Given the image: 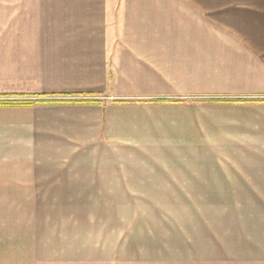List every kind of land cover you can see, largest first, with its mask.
<instances>
[{
  "label": "crops",
  "instance_id": "crops-1",
  "mask_svg": "<svg viewBox=\"0 0 264 264\" xmlns=\"http://www.w3.org/2000/svg\"><path fill=\"white\" fill-rule=\"evenodd\" d=\"M0 101L26 263L264 264V0H0Z\"/></svg>",
  "mask_w": 264,
  "mask_h": 264
},
{
  "label": "rangeland",
  "instance_id": "rangeland-1",
  "mask_svg": "<svg viewBox=\"0 0 264 264\" xmlns=\"http://www.w3.org/2000/svg\"><path fill=\"white\" fill-rule=\"evenodd\" d=\"M3 221H0L2 224ZM8 230L6 228L0 227V264H28L26 263V259H34L35 257L31 256L30 253L22 251L25 248V245H22L19 241H16L15 237L8 236L6 233ZM210 242V241H209ZM144 254V253H141ZM182 254L186 253H171V262L176 259L175 264H185L180 261H185L186 256H182ZM202 254V264H215V252L214 251H207ZM174 255V256H173ZM194 253H187L191 261L189 264H200L201 262H194L196 259ZM50 259H56L55 253L52 257H48ZM112 259L118 260V257H115V254L110 257ZM143 258H140L141 262ZM179 260V261H178ZM118 263V261H116ZM128 262H133L130 257H128ZM134 263V262H133ZM141 264V263H140Z\"/></svg>",
  "mask_w": 264,
  "mask_h": 264
},
{
  "label": "trees",
  "instance_id": "trees-1",
  "mask_svg": "<svg viewBox=\"0 0 264 264\" xmlns=\"http://www.w3.org/2000/svg\"><path fill=\"white\" fill-rule=\"evenodd\" d=\"M32 101H25V102H21V101H0V104H22V103H31Z\"/></svg>",
  "mask_w": 264,
  "mask_h": 264
}]
</instances>
